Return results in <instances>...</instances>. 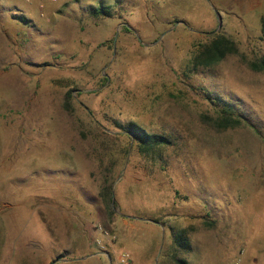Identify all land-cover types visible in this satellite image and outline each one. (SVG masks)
I'll use <instances>...</instances> for the list:
<instances>
[{
    "label": "rangeland",
    "instance_id": "374dc122",
    "mask_svg": "<svg viewBox=\"0 0 264 264\" xmlns=\"http://www.w3.org/2000/svg\"><path fill=\"white\" fill-rule=\"evenodd\" d=\"M249 2L0 0V264H264V0ZM221 35L234 51L197 63ZM131 122L172 143L141 152Z\"/></svg>",
    "mask_w": 264,
    "mask_h": 264
},
{
    "label": "trees",
    "instance_id": "16d2710c",
    "mask_svg": "<svg viewBox=\"0 0 264 264\" xmlns=\"http://www.w3.org/2000/svg\"><path fill=\"white\" fill-rule=\"evenodd\" d=\"M96 15H111V8L108 5H102L99 4L98 6L93 8L92 11ZM24 20L25 17L21 16ZM262 25V33L264 35V16L261 20ZM235 44L231 39L227 38L224 35H221V37H216L211 41L210 45H207L205 47V50L203 54L200 56H197V63H215L222 60L224 57L227 56L229 52L234 51ZM253 69H263L264 68V58L261 59V61L252 63ZM227 105V104H226ZM223 110L225 113H234V109L231 108L229 105L224 107ZM223 122L225 123L224 126H231L235 123H240L241 120L238 117H230L228 114L224 115L222 118ZM121 128L125 129L127 133L131 134V136L134 138V140L139 145V150L143 153L148 152H154L156 149L170 145L172 143V140L169 138V136H166L164 134H158L154 132L148 131L145 127L135 123L131 122L127 126H120ZM108 201H111V195L112 192L108 190ZM173 238L174 242L179 248L190 250L192 247V242L189 237V234L186 230V228H181L178 230H173ZM187 259L183 258H177L176 264H188Z\"/></svg>",
    "mask_w": 264,
    "mask_h": 264
},
{
    "label": "crops",
    "instance_id": "0c3cea01",
    "mask_svg": "<svg viewBox=\"0 0 264 264\" xmlns=\"http://www.w3.org/2000/svg\"><path fill=\"white\" fill-rule=\"evenodd\" d=\"M214 1H217V2H222L223 0H214ZM236 2V4H238L241 8H247V9H253L254 6L251 5V3L249 2L250 0H234ZM263 2V1H262ZM259 5V4H258ZM255 7H257V5H255ZM108 221H104V225L106 227V229H110V227L108 226ZM159 229H162V226L161 225H158ZM161 231V230H160ZM161 233V232H160ZM164 235V234H163ZM170 235V233H169ZM171 236V235H170ZM152 238V237H151ZM158 240V239H150L147 243V245H151L153 246V244L155 243V241ZM151 258V255H149V252H147L146 256L144 258H142V263L143 264H149L148 262H150V264L152 262H154L153 260H150Z\"/></svg>",
    "mask_w": 264,
    "mask_h": 264
},
{
    "label": "built area",
    "instance_id": "2783aa9c",
    "mask_svg": "<svg viewBox=\"0 0 264 264\" xmlns=\"http://www.w3.org/2000/svg\"><path fill=\"white\" fill-rule=\"evenodd\" d=\"M59 1L60 0H39V6L41 7L42 10H45L48 3H57ZM123 260L125 261L126 258H124Z\"/></svg>",
    "mask_w": 264,
    "mask_h": 264
}]
</instances>
